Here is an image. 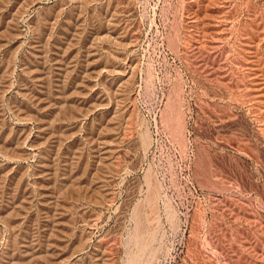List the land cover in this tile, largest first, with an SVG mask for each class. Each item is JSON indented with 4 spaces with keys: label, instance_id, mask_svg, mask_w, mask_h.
Listing matches in <instances>:
<instances>
[{
    "label": "rangeland",
    "instance_id": "374dc122",
    "mask_svg": "<svg viewBox=\"0 0 264 264\" xmlns=\"http://www.w3.org/2000/svg\"><path fill=\"white\" fill-rule=\"evenodd\" d=\"M0 264H264V0H0Z\"/></svg>",
    "mask_w": 264,
    "mask_h": 264
}]
</instances>
